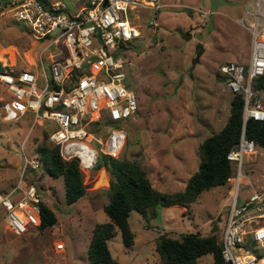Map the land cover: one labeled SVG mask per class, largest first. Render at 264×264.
<instances>
[{"label":"rangeland","instance_id":"obj_1","mask_svg":"<svg viewBox=\"0 0 264 264\" xmlns=\"http://www.w3.org/2000/svg\"><path fill=\"white\" fill-rule=\"evenodd\" d=\"M17 1L0 0V56L10 62L14 55L27 60L34 55L29 31L12 16ZM254 1L160 0V8L138 7L133 14L140 34L122 51L116 50L129 62L126 80L137 102L136 113L122 123L126 140L119 158L141 163L156 189L182 191L198 168V145L228 119L232 94L218 67L228 61H248L250 33L244 24L252 17L245 11L255 9ZM3 96L0 90V191L12 189L20 179L21 186L33 183L57 220L17 236L7 227V210L0 207V264H90L92 230L97 223L109 221L102 209L108 194L93 191L103 185L105 172L94 168L88 179L83 178L87 193L67 203L62 176H50L41 165L23 171L24 158H36L37 145L48 141L49 122L31 128L27 116L5 120ZM255 149L243 159L238 204L253 189L264 192V150ZM95 179L99 181L94 183ZM234 189L235 183L228 179L224 185L202 191L187 206H158L157 216L148 222L131 211L129 221L137 241L125 246L118 229L107 239L116 264H159L155 245L161 234L179 238L188 232L215 233L220 237ZM20 196L15 191L12 198ZM59 244L64 250H55ZM197 264H214L212 255L200 256Z\"/></svg>","mask_w":264,"mask_h":264},{"label":"built area","instance_id":"obj_2","mask_svg":"<svg viewBox=\"0 0 264 264\" xmlns=\"http://www.w3.org/2000/svg\"><path fill=\"white\" fill-rule=\"evenodd\" d=\"M253 4V11H245L252 17L244 24L250 33L248 61L218 67L229 92L243 97L240 138L227 153L234 173L228 179L235 183L221 237L227 264H264V192L253 189L240 204L237 199L244 156L256 153L254 142L245 137L246 122L264 120V81L257 83L264 75V0ZM138 7L158 9L161 4L160 0H18L11 9L14 20L29 31L34 55L29 60L14 55L11 62L0 56L3 118L27 116L31 128L49 122L48 140L64 161L77 160L86 179L97 167L99 155H120L126 140L122 123L137 111L126 80L129 62L116 50L139 36L132 20ZM39 166L37 157L24 158L23 171ZM21 183L22 179L12 189L0 191L7 227L17 236L40 225L44 202L33 183ZM15 191L21 194L18 199L12 198ZM55 248L64 250L62 244Z\"/></svg>","mask_w":264,"mask_h":264},{"label":"trees","instance_id":"obj_3","mask_svg":"<svg viewBox=\"0 0 264 264\" xmlns=\"http://www.w3.org/2000/svg\"><path fill=\"white\" fill-rule=\"evenodd\" d=\"M120 48H125V44H121ZM263 81L264 75L257 79L258 84ZM242 107V95L232 94L228 119L218 131L205 137L198 145V168L182 191L167 193L156 189L144 166L135 159L101 156L97 167L103 166L109 177L108 201L102 209L109 221L97 223L92 230L88 248L90 264H116L107 245V239L115 234L116 229L125 246L134 244V233L128 220L130 211L138 212L148 222L157 216L158 206H187L202 191L227 183L233 175V166L227 159V153L240 138ZM45 135L48 140L47 132ZM245 137L264 150V120L249 119L245 125ZM36 149L43 169L50 176L63 177L67 203H74L87 193L76 159L64 161L58 147L49 140L39 143ZM40 216V228L52 226L57 220L45 202L40 203ZM221 237L222 234L219 237L215 233L202 236L188 232L179 238L161 234L155 245L159 264H197V259L208 253L212 255L214 264H227L221 255Z\"/></svg>","mask_w":264,"mask_h":264},{"label":"crops","instance_id":"obj_4","mask_svg":"<svg viewBox=\"0 0 264 264\" xmlns=\"http://www.w3.org/2000/svg\"><path fill=\"white\" fill-rule=\"evenodd\" d=\"M104 171L105 172V176L103 177V180H105L104 181V183H103V185L102 186H100V187H98V188H96V189H93V191H96V192H104V193H106V194H108V189H109V177H108V174H107V172H106V170H105V168L102 166V167H100L99 168V171L101 172V171ZM99 180H94V183H97ZM91 204V203H90ZM92 205V204H91ZM182 206V205H181ZM133 211V210H132ZM131 212V211H130ZM129 216H130V213H129ZM140 217H141V215H140ZM142 218V217H141ZM143 219V218H142ZM128 220H129V218H128ZM144 220V219H143ZM129 223H130V221H129ZM131 226V225H130ZM143 226H145V225H143ZM132 227V226H131ZM131 230L133 231V233H134V243L137 241V237H136V235H135V231H134V229L133 228H131ZM109 248V247H108Z\"/></svg>","mask_w":264,"mask_h":264}]
</instances>
